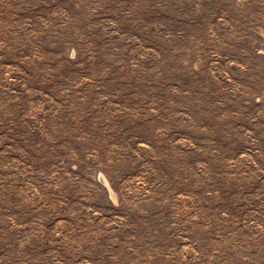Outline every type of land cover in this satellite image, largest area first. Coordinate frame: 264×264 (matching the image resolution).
Wrapping results in <instances>:
<instances>
[{
  "label": "rangeland",
  "instance_id": "374dc122",
  "mask_svg": "<svg viewBox=\"0 0 264 264\" xmlns=\"http://www.w3.org/2000/svg\"><path fill=\"white\" fill-rule=\"evenodd\" d=\"M0 264H264V0H0Z\"/></svg>",
  "mask_w": 264,
  "mask_h": 264
}]
</instances>
